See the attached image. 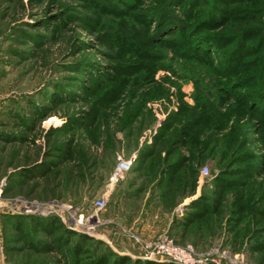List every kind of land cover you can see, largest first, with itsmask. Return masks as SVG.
Here are the masks:
<instances>
[{
	"label": "rangeland",
	"instance_id": "obj_1",
	"mask_svg": "<svg viewBox=\"0 0 264 264\" xmlns=\"http://www.w3.org/2000/svg\"><path fill=\"white\" fill-rule=\"evenodd\" d=\"M162 235L264 264V0H0V264H182Z\"/></svg>",
	"mask_w": 264,
	"mask_h": 264
},
{
	"label": "built area",
	"instance_id": "obj_2",
	"mask_svg": "<svg viewBox=\"0 0 264 264\" xmlns=\"http://www.w3.org/2000/svg\"><path fill=\"white\" fill-rule=\"evenodd\" d=\"M133 159H126V158H120L115 168L109 177V183L107 190L105 192V195L103 197L97 199L94 202L95 211L97 212L101 208H103L106 204V195L109 193V191L121 180H123L126 175L132 170L133 168ZM146 246L151 249L152 254H161L165 253L168 256L175 258L174 260H178V262L182 264H192L194 261L193 254H194V248L191 245H186L184 247L178 246L174 243L172 239H170L166 235L160 236L159 239H157L154 242L146 243Z\"/></svg>",
	"mask_w": 264,
	"mask_h": 264
}]
</instances>
